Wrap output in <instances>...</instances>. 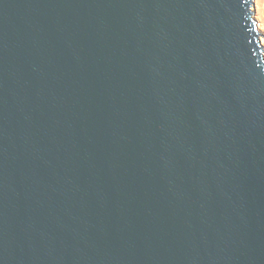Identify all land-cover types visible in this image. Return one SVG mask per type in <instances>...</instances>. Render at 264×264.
Returning a JSON list of instances; mask_svg holds the SVG:
<instances>
[{
	"label": "water",
	"instance_id": "1",
	"mask_svg": "<svg viewBox=\"0 0 264 264\" xmlns=\"http://www.w3.org/2000/svg\"><path fill=\"white\" fill-rule=\"evenodd\" d=\"M255 0H0V264H264Z\"/></svg>",
	"mask_w": 264,
	"mask_h": 264
},
{
	"label": "rangeland",
	"instance_id": "2",
	"mask_svg": "<svg viewBox=\"0 0 264 264\" xmlns=\"http://www.w3.org/2000/svg\"><path fill=\"white\" fill-rule=\"evenodd\" d=\"M255 10H256V14L255 17L257 18L258 22H259V27H261L260 29L262 30L263 34H264V0H256L255 1ZM263 42H264V36L262 37ZM264 45V43H263Z\"/></svg>",
	"mask_w": 264,
	"mask_h": 264
},
{
	"label": "bare ground",
	"instance_id": "3",
	"mask_svg": "<svg viewBox=\"0 0 264 264\" xmlns=\"http://www.w3.org/2000/svg\"><path fill=\"white\" fill-rule=\"evenodd\" d=\"M255 1H256V0H255ZM258 25H259V23H258ZM261 27H262V26H261ZM261 27H259V28H261ZM261 42H262V44L264 43L262 38H261Z\"/></svg>",
	"mask_w": 264,
	"mask_h": 264
}]
</instances>
